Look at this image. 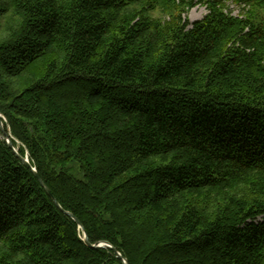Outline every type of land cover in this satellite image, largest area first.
Listing matches in <instances>:
<instances>
[{
    "label": "trees",
    "instance_id": "obj_1",
    "mask_svg": "<svg viewBox=\"0 0 264 264\" xmlns=\"http://www.w3.org/2000/svg\"><path fill=\"white\" fill-rule=\"evenodd\" d=\"M0 114V264H264V0H0Z\"/></svg>",
    "mask_w": 264,
    "mask_h": 264
},
{
    "label": "water",
    "instance_id": "obj_2",
    "mask_svg": "<svg viewBox=\"0 0 264 264\" xmlns=\"http://www.w3.org/2000/svg\"><path fill=\"white\" fill-rule=\"evenodd\" d=\"M1 114H0V125L2 126V123H1ZM8 142V146L14 151V153L17 155V157L27 166L31 167L32 171H33V174L34 176L38 179V181L40 182L41 186L44 188L45 192L48 194V196H50L53 201L55 202V204L61 209L59 203L56 201V199L54 198V196L52 195L50 189L45 185V183L41 180V178L39 177V175L37 174L36 170L34 167H32L29 163V160L27 157H22L19 153H18V150H17V147H15L12 142H10L9 140H7ZM62 210V209H61ZM67 215H69L73 220H75V222L78 224L79 228L82 230V233H83V239H84V242L87 246L89 247H92V248H96V247H105V248H109L113 251V253L119 257L123 264H129L127 262V260L125 258H123L121 256V254L117 251L116 248H114L113 246H111L109 243L107 242H104V241H101V242H98V243H95V244H91L86 236V233H85V230L83 228V226L81 225V223L79 222V220L70 212L68 211H64Z\"/></svg>",
    "mask_w": 264,
    "mask_h": 264
},
{
    "label": "rangeland",
    "instance_id": "obj_3",
    "mask_svg": "<svg viewBox=\"0 0 264 264\" xmlns=\"http://www.w3.org/2000/svg\"><path fill=\"white\" fill-rule=\"evenodd\" d=\"M228 7L231 10L232 14H237L239 11V9H237V6L235 4H229ZM206 11L207 10H206L205 6H203L201 4H197L189 10V12L187 13V18L191 22L198 20V19H201L205 15ZM7 140H9V139L6 138V141ZM72 173L76 177H80V174L77 172V170L72 171Z\"/></svg>",
    "mask_w": 264,
    "mask_h": 264
}]
</instances>
